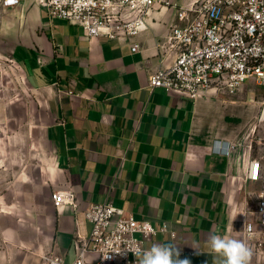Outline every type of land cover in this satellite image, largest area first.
Here are the masks:
<instances>
[{
  "label": "crops",
  "instance_id": "crops-1",
  "mask_svg": "<svg viewBox=\"0 0 264 264\" xmlns=\"http://www.w3.org/2000/svg\"><path fill=\"white\" fill-rule=\"evenodd\" d=\"M3 1L0 60L22 68L46 114L29 144L0 145V264L74 261L77 234L92 230L86 211L107 202L158 230L144 250L167 244L190 264H218L210 234L244 240L246 220L257 218L264 146L253 150L251 134L234 127L224 87L197 100L150 90V76L178 56L169 37L186 24L178 10L156 6L139 36L112 40L51 19L43 0ZM225 142L230 154L215 152ZM253 159L258 181L246 179ZM58 190L71 191L76 206L56 207ZM251 251L249 264H264V253Z\"/></svg>",
  "mask_w": 264,
  "mask_h": 264
},
{
  "label": "built area",
  "instance_id": "built-area-1",
  "mask_svg": "<svg viewBox=\"0 0 264 264\" xmlns=\"http://www.w3.org/2000/svg\"><path fill=\"white\" fill-rule=\"evenodd\" d=\"M3 3L11 7L19 0ZM43 4L51 19L77 24L88 36L112 40L139 36L146 25L145 14L154 7L176 8L186 22L169 36L178 56L170 67L150 76V90L159 88L197 100L214 87L234 94L246 82L264 86V0H193L184 7L173 0H43ZM138 47L135 44L132 51ZM215 147L218 154L229 155L234 145L225 142ZM260 178L261 164L253 159L246 179ZM52 199L56 207L76 206L69 190L55 191ZM251 213L257 218L246 220L244 241L250 249L264 253V193ZM86 218L92 230L88 237L77 234L79 250L74 261L46 255L43 264H138L134 250H144V242L158 233L150 222L137 220L110 202L92 204Z\"/></svg>",
  "mask_w": 264,
  "mask_h": 264
},
{
  "label": "rangeland",
  "instance_id": "rangeland-1",
  "mask_svg": "<svg viewBox=\"0 0 264 264\" xmlns=\"http://www.w3.org/2000/svg\"><path fill=\"white\" fill-rule=\"evenodd\" d=\"M185 1L177 2L184 4ZM236 93L218 97L235 102L227 107L228 113L233 114L234 127L243 126L242 133L251 134L252 149L257 151L264 146V86L246 82L244 90ZM45 108L22 68L11 61L0 60V145L6 148L29 144L31 129L45 117Z\"/></svg>",
  "mask_w": 264,
  "mask_h": 264
},
{
  "label": "clouds",
  "instance_id": "clouds-1",
  "mask_svg": "<svg viewBox=\"0 0 264 264\" xmlns=\"http://www.w3.org/2000/svg\"><path fill=\"white\" fill-rule=\"evenodd\" d=\"M208 246L220 257L218 264H249L252 251L243 239H234L221 234L219 229L210 234ZM138 264H190L188 259L180 260L179 253L171 245H153L150 249L134 250Z\"/></svg>",
  "mask_w": 264,
  "mask_h": 264
}]
</instances>
